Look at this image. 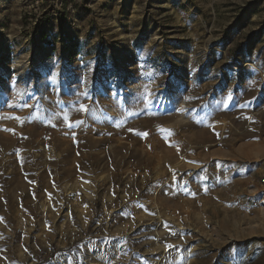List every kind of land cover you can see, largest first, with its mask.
<instances>
[{"label": "rangeland", "instance_id": "374dc122", "mask_svg": "<svg viewBox=\"0 0 264 264\" xmlns=\"http://www.w3.org/2000/svg\"><path fill=\"white\" fill-rule=\"evenodd\" d=\"M263 180L264 0H0V264H264Z\"/></svg>", "mask_w": 264, "mask_h": 264}, {"label": "snow or ice", "instance_id": "6c2138e0", "mask_svg": "<svg viewBox=\"0 0 264 264\" xmlns=\"http://www.w3.org/2000/svg\"><path fill=\"white\" fill-rule=\"evenodd\" d=\"M81 110H85V108H84V106H83V105H81Z\"/></svg>", "mask_w": 264, "mask_h": 264}, {"label": "bare ground", "instance_id": "6f19581e", "mask_svg": "<svg viewBox=\"0 0 264 264\" xmlns=\"http://www.w3.org/2000/svg\"><path fill=\"white\" fill-rule=\"evenodd\" d=\"M126 38H127V37H126ZM121 39H122V37H121ZM121 39H120V40H121ZM122 40H123V39H122Z\"/></svg>", "mask_w": 264, "mask_h": 264}, {"label": "built area", "instance_id": "2783aa9c", "mask_svg": "<svg viewBox=\"0 0 264 264\" xmlns=\"http://www.w3.org/2000/svg\"><path fill=\"white\" fill-rule=\"evenodd\" d=\"M264 181V180H263Z\"/></svg>", "mask_w": 264, "mask_h": 264}]
</instances>
